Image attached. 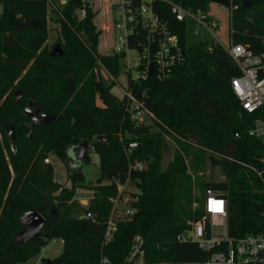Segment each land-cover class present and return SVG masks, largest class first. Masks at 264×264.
<instances>
[{
	"label": "trees",
	"instance_id": "obj_1",
	"mask_svg": "<svg viewBox=\"0 0 264 264\" xmlns=\"http://www.w3.org/2000/svg\"><path fill=\"white\" fill-rule=\"evenodd\" d=\"M175 1L207 13L203 0ZM226 6L231 42L254 53L264 51V0H250L248 7L229 0ZM82 8L80 18L77 11ZM155 10L179 37L185 62L162 80L154 75L132 80L128 73L127 88L154 116L157 128L151 132L132 116L127 97L118 98L104 82L101 68L116 79L124 54L97 52L99 31L86 0L65 2L57 20L64 49L56 56L43 50L45 0H0V264H24L52 239H60L62 249L50 264H100L103 258L122 264L136 235L144 240V264L203 260L206 254L195 243L176 240L197 218L198 208H191L201 200L197 187L214 188L227 198L231 235L260 228L264 193L244 164L259 166L262 146L245 132L257 115L241 107L231 88L240 70L217 43L211 49L201 43L186 47L185 21H176L168 4L159 2ZM16 89L23 92L19 99ZM28 100L54 119L29 132L30 118L23 113ZM9 122L15 126L12 142L3 128ZM166 137L176 149L164 165ZM83 139L89 147L81 165L92 148L99 171L86 205L73 198L84 183L80 166H66V182L61 184L52 165L42 162L54 153L66 165L68 148ZM204 155L220 168L221 179L191 180L188 169L202 171ZM136 163L142 169H133ZM126 182L140 187L138 193L128 192L133 214L120 219L112 214L113 200L120 202L124 191L118 185ZM29 210L43 217L42 235L21 244L15 235L23 228L20 217ZM110 216L116 227L105 241Z\"/></svg>",
	"mask_w": 264,
	"mask_h": 264
},
{
	"label": "built area",
	"instance_id": "obj_2",
	"mask_svg": "<svg viewBox=\"0 0 264 264\" xmlns=\"http://www.w3.org/2000/svg\"><path fill=\"white\" fill-rule=\"evenodd\" d=\"M159 2L168 4L176 21L191 18L196 25L194 33L199 34V29H202L210 34L213 37L212 43L219 44L240 70V74L231 79V88L241 107L246 112L257 115L245 132L256 138L262 146L257 157L260 165H244L257 177L264 193V51L254 53L244 44L232 43L230 38L228 44L220 43L214 35L220 27L218 20L199 9L187 8L175 0H111L112 15L116 14V17L112 16L113 40L118 42L113 44L112 52L123 53V59H128L129 53H136L138 60L133 68L142 67L137 77L129 76L132 80L146 79L149 75L162 80L169 77L175 67L185 62V49L181 46L179 37L155 10ZM45 3L51 8L55 6V0H45ZM130 42L135 43L136 47L131 46ZM207 48L211 49V44ZM149 66H152L153 74L148 73ZM123 72L128 76L132 72L131 66L123 63ZM110 77L117 82L113 76ZM123 95L127 97V107L135 119L142 118V115L154 118L128 88ZM235 136L239 137L240 134L236 132ZM10 150L15 151L12 146ZM45 162L49 163V159L46 158ZM132 168L142 169V164L136 163ZM118 190L122 191L123 188ZM135 192H139L137 188ZM200 196L197 218L190 223L187 231L176 236V240L195 243L206 256L203 260L185 264H264V210L260 213V228L257 231L234 236L229 232L228 201L224 194L209 187L202 190ZM118 203V199L113 200L114 207ZM133 212L130 207L124 210L126 216ZM86 217H91V214L87 213ZM106 224L104 240L109 241L116 222L110 216ZM143 242L141 236L133 237L122 264H144ZM100 264H109V261L103 258Z\"/></svg>",
	"mask_w": 264,
	"mask_h": 264
},
{
	"label": "rangeland",
	"instance_id": "obj_3",
	"mask_svg": "<svg viewBox=\"0 0 264 264\" xmlns=\"http://www.w3.org/2000/svg\"><path fill=\"white\" fill-rule=\"evenodd\" d=\"M204 2V9L207 11L209 15H211L214 19L218 20L220 22L219 30L214 32V35L216 36L217 40L226 45L229 41V7L220 3L213 2L211 0H203ZM86 3L91 8L92 12H94V25L95 28L99 31L98 36V43H97V52L100 54H110L112 51L113 44H118V42L112 39V18H110V12L109 7L111 0H86ZM65 2L61 0H55V6L54 8L49 7L46 5V11L45 16L43 19L46 22V31H47V37L46 42L44 44V54H48L51 51H53V48L56 44H59L60 49H64L61 44V34H60V24L57 20L61 19L62 17V11L64 9ZM85 12V9H79L77 11L78 16L80 18L83 17ZM112 16L116 17V14L113 13ZM104 25L105 27L101 29V26ZM99 28V29H98ZM111 28V29H110ZM196 28V25L194 21L187 17L185 19L184 24V40L186 47H190L192 45L201 43L204 47H207L209 44L213 42V37L208 34L206 31L199 29V34H195L194 30ZM128 59L125 58L122 60V63L131 66L132 77H137L138 72L135 71L133 68L134 63L138 60V55L136 53L128 54ZM102 76L104 79V82L110 86L111 92L117 96L118 98H121L124 94V90L127 89V75L123 72V70L117 75L116 80L117 82L112 81L110 75L104 72L102 70ZM8 94V93H7ZM6 94V95H7ZM4 99V98H3ZM139 123H142L148 127V129L151 132H154L156 130V125H154L146 115H142V118L136 119ZM5 131V130H4ZM166 144L167 149L164 152V165L167 161L171 160L174 150L176 149V144L172 141L171 138L166 137ZM205 158L203 160L204 162V168L202 171L198 173H193L191 168L188 169V174L191 175V180L194 182L196 180H207L208 178H211L212 180H218L221 179L222 173L218 166H211L210 162L208 161V156L204 155ZM47 159H49V165H52L54 169V178L57 182L63 184L66 181V167L61 162V160L54 154V153H47L45 156ZM89 160L85 162L84 164L80 165L81 171L84 176V183L80 185L75 193L73 198H75L76 201H80L82 199L88 200L91 196V191L89 186L94 184L99 176L98 171V156L97 154L91 150L88 154ZM45 158V159H46ZM45 159L42 160V162L45 164ZM186 162L189 164V159L186 160ZM47 164V163H46ZM193 173V174H192ZM194 188V187H193ZM136 187L131 184V182H126L124 187V196L118 203L116 207H114V214L122 219L123 217H126L124 214V210L126 207H128L127 203L132 200V197L128 195L129 193H136L135 192ZM202 190H199L197 187L195 190L196 195H200ZM200 202V201H199ZM199 202H195L191 204L192 209H197L199 206ZM85 204V203H81ZM62 249V241L60 239H52L50 240L40 251L38 254L27 260L24 264H42L43 260L45 259H53L54 257H57Z\"/></svg>",
	"mask_w": 264,
	"mask_h": 264
},
{
	"label": "water",
	"instance_id": "obj_4",
	"mask_svg": "<svg viewBox=\"0 0 264 264\" xmlns=\"http://www.w3.org/2000/svg\"><path fill=\"white\" fill-rule=\"evenodd\" d=\"M216 3H220L223 5H227L229 0H211ZM241 5L243 7L250 6V0H241ZM61 53V49L59 47V44H56L53 48L52 55L56 56ZM148 73L153 74V68L152 66H149ZM16 98L19 99L21 96H23V92L19 89L15 90ZM23 113L25 116L30 118V127L29 132H31L35 125H47L49 124L53 119V115H47L43 112H40V107L36 106L32 100H28L27 104L24 107ZM3 128L5 130L7 139L12 142L15 138V126L13 123H5L3 125ZM138 144L136 143H130V146H136ZM89 147V142L86 139L81 140L74 146H70L67 150V162L66 166L69 167H78L82 163V159L84 156L85 151ZM136 187L139 188L140 185L137 183ZM20 222L23 225V228L17 232L15 235V241L19 242L21 244H26L30 240H33L37 237H41L42 233V226L44 223L43 217L34 210H29L25 212L20 217ZM44 264H50L49 259L43 260Z\"/></svg>",
	"mask_w": 264,
	"mask_h": 264
},
{
	"label": "crops",
	"instance_id": "obj_5",
	"mask_svg": "<svg viewBox=\"0 0 264 264\" xmlns=\"http://www.w3.org/2000/svg\"><path fill=\"white\" fill-rule=\"evenodd\" d=\"M108 7H109L108 9H109V12H110V17H109V20H110V18H112V11H111L110 6H108ZM210 16H211V15H210ZM93 22H94V20H93ZM102 27L104 28L105 26L102 25V26H101V29H102ZM111 28H112V39H113V25H112ZM111 28H110V29H111ZM98 29H99V28H98ZM147 117H148V116H147ZM148 119L152 122V118H149V117H148ZM64 166L66 167V165H64ZM66 171H67V167H66ZM65 182H66V181H65ZM63 184H64V183H63ZM124 187H125V184L119 186L118 188H119V189H122V188H123V190H124ZM90 191H91V190H90ZM91 196H92V191H91ZM91 196H90V197H91ZM89 199H90V198H89ZM89 199H88V200L82 199V200H80V201L78 200V201H79L80 203H85V204H83V205H86L87 202L89 201Z\"/></svg>",
	"mask_w": 264,
	"mask_h": 264
}]
</instances>
